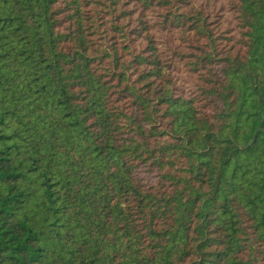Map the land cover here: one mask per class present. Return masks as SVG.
<instances>
[{
    "label": "trees",
    "instance_id": "obj_1",
    "mask_svg": "<svg viewBox=\"0 0 264 264\" xmlns=\"http://www.w3.org/2000/svg\"><path fill=\"white\" fill-rule=\"evenodd\" d=\"M0 264H264V0H0Z\"/></svg>",
    "mask_w": 264,
    "mask_h": 264
},
{
    "label": "rangeland",
    "instance_id": "obj_2",
    "mask_svg": "<svg viewBox=\"0 0 264 264\" xmlns=\"http://www.w3.org/2000/svg\"><path fill=\"white\" fill-rule=\"evenodd\" d=\"M179 66L182 68L183 72H179V73L175 74L177 77V82L183 84L185 87L188 85H193L194 80H193L192 76L190 75V73H188L186 70H183L184 66L182 63H180ZM177 69H179V68H177Z\"/></svg>",
    "mask_w": 264,
    "mask_h": 264
}]
</instances>
